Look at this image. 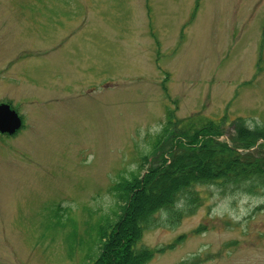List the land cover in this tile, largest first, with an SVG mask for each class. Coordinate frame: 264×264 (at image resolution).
<instances>
[{"label":"rangeland","instance_id":"374dc122","mask_svg":"<svg viewBox=\"0 0 264 264\" xmlns=\"http://www.w3.org/2000/svg\"><path fill=\"white\" fill-rule=\"evenodd\" d=\"M4 102L23 124L0 132V264H92L121 176L207 121L230 145L263 128L264 0H0ZM199 188L143 232L147 264H264V188Z\"/></svg>","mask_w":264,"mask_h":264},{"label":"trees","instance_id":"16d2710c","mask_svg":"<svg viewBox=\"0 0 264 264\" xmlns=\"http://www.w3.org/2000/svg\"><path fill=\"white\" fill-rule=\"evenodd\" d=\"M172 117L170 114L158 136L159 146L172 137L169 130L176 124ZM219 127L216 120L197 126L193 134L179 138L169 150L164 149L162 154L169 157L160 158L148 169L146 157L145 164L132 170L131 177H120L114 188L116 205L101 224L100 254L92 264H147L154 252L147 246H137L143 232L160 222L177 226L182 217L195 212L202 200V185L212 184L224 190L244 185L248 192L264 188V151L240 152L264 139V126L252 131L253 136L257 135L254 139L245 140L248 130L241 125L243 136L233 139L235 143L231 145L218 140Z\"/></svg>","mask_w":264,"mask_h":264},{"label":"water","instance_id":"95a60500","mask_svg":"<svg viewBox=\"0 0 264 264\" xmlns=\"http://www.w3.org/2000/svg\"><path fill=\"white\" fill-rule=\"evenodd\" d=\"M23 124L20 114L9 103L0 104V132L15 134Z\"/></svg>","mask_w":264,"mask_h":264},{"label":"crops","instance_id":"0c3cea01","mask_svg":"<svg viewBox=\"0 0 264 264\" xmlns=\"http://www.w3.org/2000/svg\"><path fill=\"white\" fill-rule=\"evenodd\" d=\"M5 103V102H4Z\"/></svg>","mask_w":264,"mask_h":264}]
</instances>
